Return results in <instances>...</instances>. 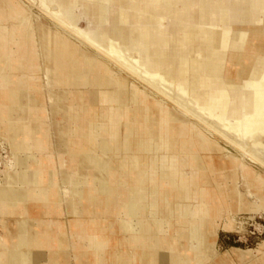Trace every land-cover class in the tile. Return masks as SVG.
<instances>
[{"label": "bare ground", "instance_id": "obj_1", "mask_svg": "<svg viewBox=\"0 0 264 264\" xmlns=\"http://www.w3.org/2000/svg\"><path fill=\"white\" fill-rule=\"evenodd\" d=\"M7 2L11 14L6 15L21 19L18 26L14 25L18 28L16 31L27 24L36 38L35 42L29 39L36 44L31 47L37 50V59L38 55L40 57L41 82L43 86L48 84L46 93L52 112L55 114L61 110L58 109L60 104L57 103L54 88L57 82L101 86L100 96L107 105L98 114L103 122L96 125V130L102 133L103 147L111 143L115 148H134L137 152L124 158L133 177L130 189L134 197L129 205L128 214L131 217L124 221L127 230L135 235L140 230L139 222L134 221L133 217L143 206L139 203L144 198L141 185L145 180L156 184L159 174L161 184L163 181L166 184V193H177L182 199L175 205L181 211L182 218H188L191 214V221H187L192 228L188 260L191 264H200L203 258H211L210 253H202L205 244L202 228L212 209L210 201L217 200L212 197L215 195L220 198V203H217L219 207L227 209L229 204L223 190L212 195L201 182L205 171L218 170L214 163L215 155L212 154L214 151L222 152L224 147L219 144L220 140L236 151L227 149L223 158H228L233 168H239L242 179L248 185L245 192L240 191L241 198L245 200L246 206L254 210L262 208L261 203L250 198H260L264 191V173L256 168L258 166L264 170V54L260 52L264 44L257 45L255 49H259L258 53L251 54V51H254L252 41L264 38V0H241L243 21L239 30L231 27V20L235 17L229 8L233 6L232 0H44L40 2L42 4L39 9L55 29L49 25L46 27L41 22L43 19L34 21L33 14L22 0ZM159 5L164 10L161 13L153 12L152 9ZM79 7L82 8L80 13L76 11ZM120 9L128 10L126 19L129 24L126 21L122 24L124 20L118 14ZM4 10L0 8V16H5ZM217 12L221 13L219 18L212 19ZM199 15L202 17L197 20ZM164 17L177 20L178 25L183 24L186 28L175 38L170 37L171 28L166 25L168 22L163 21ZM94 19L98 23L110 20L114 22L113 26L118 22V28L96 31L89 26ZM80 20L86 21L88 27L79 29ZM216 26L221 29L218 31ZM92 30L97 33L96 36ZM191 31L198 35L193 41L201 57L195 61H191L190 56ZM103 35L104 38L108 35L106 44L102 43L105 41L101 39ZM19 40L21 42L22 39ZM207 59L210 66L208 99H191L188 96L190 77L193 73L196 80L201 78L199 65H203ZM122 122L125 130L120 138ZM94 131L95 128L91 134ZM148 149L153 154L147 162L142 160L140 153ZM12 160L14 163L16 159L13 157ZM14 165L13 170L16 169ZM222 165H226V162H222ZM157 167L160 168L159 173ZM186 167L190 170L187 171ZM5 183L3 176L0 178V186ZM166 203L167 206L171 205L170 201ZM219 207L217 213L223 210ZM213 228L216 234L217 227L214 225ZM171 264H176L175 256Z\"/></svg>", "mask_w": 264, "mask_h": 264}, {"label": "crops", "instance_id": "obj_2", "mask_svg": "<svg viewBox=\"0 0 264 264\" xmlns=\"http://www.w3.org/2000/svg\"><path fill=\"white\" fill-rule=\"evenodd\" d=\"M5 1L0 0L6 12L0 16V138L9 146V159H16V171L6 169V185L0 186V264H171L174 256L176 264H191V214L182 218L175 207L182 199L166 193L159 174L156 184L145 180L141 185L143 206L133 217L140 230L136 235L127 230L124 221L131 217L134 197L124 158L137 152L111 143L103 147L102 133L96 130L103 122L98 114L107 105L101 86L57 82L61 110L52 112L40 57L31 47L36 38L27 24L16 31L21 19L6 15L11 9ZM124 130L122 122L120 138ZM140 154L148 162L153 151Z\"/></svg>", "mask_w": 264, "mask_h": 264}, {"label": "rangeland", "instance_id": "obj_3", "mask_svg": "<svg viewBox=\"0 0 264 264\" xmlns=\"http://www.w3.org/2000/svg\"><path fill=\"white\" fill-rule=\"evenodd\" d=\"M30 1L34 2V4ZM22 2L27 7H29L30 9L29 11L34 16V21L37 19H40L41 21V19H43V21H41L42 23H44L46 26L49 25L48 27L54 28L53 25L50 23L49 19L44 17V15L41 13L39 9L40 8L39 5L42 4L44 0L43 1L22 0ZM78 3L82 5L81 1H79ZM232 3L233 6L230 5L229 8L233 13H235V17L231 20V27L233 29L239 30L241 29V22L243 21V19H241V0L240 1L232 0ZM227 4L229 3L227 2ZM76 9H77L76 11L80 13L82 8L79 7ZM163 10L164 8L160 5L155 6V8L152 9L153 12H157V13H161ZM125 11H123V9L118 10V14H120L121 19L124 20L122 21V24L125 21L126 23H128L126 19V15L128 16V12H127L128 10ZM220 14L221 13L217 12L211 18L212 19L219 18ZM36 15L38 16L37 18ZM123 17H125V19ZM201 17L202 15H199L197 16L196 19L197 20L201 19ZM163 21L165 23L167 22L169 23L166 25L169 26V28H171L170 37L175 38L176 35L181 34V30H184L186 28V26H184L183 24L178 25L177 20L174 19L167 20V18L164 17ZM112 23L114 22H110V20L99 21L98 23V21L94 19L93 22H90L89 26L91 27V29H96V31L100 30L99 32H101L102 30L104 32L106 29L110 30V28H116V27L118 28L117 26L118 22L117 24L115 22L114 26L112 25ZM78 27L79 29H85L86 27H88V24L86 23V21L80 20L78 22ZM216 29L219 31L221 27L216 26ZM251 29H253V27L250 28L249 30ZM92 34L96 36L97 33H94L92 30ZM217 34H219V32ZM190 36L192 40L191 42L192 49L190 53V56L192 57L191 61H195L200 56L198 54L197 49L195 48V43L193 41V38H197L198 35L196 32L193 33V31H191ZM107 38L108 35L105 38L103 35L101 39L105 41H102V43L106 44V40H108ZM216 38H218V35H216ZM71 40L76 43V41H74L72 38ZM215 42H217V40H215ZM199 44H202V42H200ZM220 52L224 54L223 51ZM219 57H221V55ZM208 63H209V59H207L206 62L203 63V65L201 64L199 65L200 66L199 68H201L202 70L200 73L201 78L196 80L195 74L193 75V73L190 77L188 96L191 99L199 98L202 101H206L208 99L209 96L208 78L210 75V66ZM47 85L48 84H45V86ZM45 91L48 92V88H46ZM201 106L204 107L203 105ZM214 140L216 139L214 138ZM219 144L222 147H224L222 152L218 151L219 152L218 153L217 151H214L212 154L213 156L215 155L214 163L217 165L216 167L218 168V170L211 171L210 169H208V171H205V176L203 177V182H201V184L204 185L206 188H208L212 195L215 193L216 194L219 193L220 190H223L225 194V198L228 199V201L226 202H228L229 207L227 209L223 208L222 206H221L222 208L219 207L217 203H220V198L218 199L217 196L215 195L212 196L213 199H215L216 197L217 200H214L215 202L210 201L213 204L212 209L210 211V215L209 216L207 215L206 222L204 221V226L202 228L203 242H205L204 246L202 247V251H203L202 253H208V254L211 253V258H209L208 260L204 259L201 264H264V191L262 193V196H260V198L258 197L257 199L250 198V200L252 201L257 200L259 203L262 204V208L260 210H256V209L254 210V208L248 207V205L246 206L245 200L241 198L240 191L245 192L248 185L246 184L245 180L242 179V173L239 170V168L237 167L233 168V166L229 162L230 160L228 158H223L224 157L223 153L225 154V152H228L227 149H229L226 146L227 144L225 143L226 144L225 145L221 141L219 142ZM0 152L3 154L2 159L0 158V178H2L4 175L1 173H4L8 165H9L8 169L9 168L13 169L12 165L14 163L12 159H9L8 150L6 149V147L3 146L1 142H0ZM203 154H205V152ZM222 162H226V165L223 166ZM185 169L187 171L190 170L188 167H186ZM232 186L234 190L232 189ZM217 207H219L220 210L221 209L223 210H221L220 213H217ZM212 221H214V223H212ZM214 225L217 227L215 229L216 234H214V228H213ZM182 229H184L183 226ZM212 232L213 234H211ZM181 237L183 239L186 238L185 232L183 230L181 231ZM210 246L212 248L211 250H210Z\"/></svg>", "mask_w": 264, "mask_h": 264}, {"label": "water", "instance_id": "obj_4", "mask_svg": "<svg viewBox=\"0 0 264 264\" xmlns=\"http://www.w3.org/2000/svg\"><path fill=\"white\" fill-rule=\"evenodd\" d=\"M252 43H253V47H254V51H251L252 53L251 54H254V53H258L257 51L259 50V49H255L256 47H257V45L259 44V43H263L264 44V38L263 39H254L253 41H252ZM264 49V48H263ZM261 50L260 52H263V54H264V50ZM248 53H249V55H251L250 54V51H247ZM245 64V63H244ZM244 66H246V65H244ZM235 71H233V73H234ZM232 73V74H233ZM246 76V74L244 75V77ZM221 141V140H220ZM0 142L3 144V146L4 147H6V149L8 150V155H10L11 154V152H10V149H9V146H8V144L6 143V141L4 140V139H2V138H0ZM221 142H223V141H221ZM224 143V142H223ZM225 144V143H224ZM226 145V144H225ZM230 150H232L233 152H235L236 153V151L234 150V149H232L231 147H229L228 145H226ZM2 156H3V154L0 152V158L2 159ZM256 166V165H255ZM256 168H258L260 171H262L263 173H264V170L263 169H261V168H259L258 166L256 167ZM210 256H211V253H210ZM210 258V257H209ZM208 257H207V260L209 259ZM206 259V258H205Z\"/></svg>", "mask_w": 264, "mask_h": 264}]
</instances>
